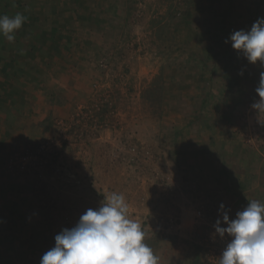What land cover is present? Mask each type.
Returning a JSON list of instances; mask_svg holds the SVG:
<instances>
[{"label": "rangeland", "instance_id": "rangeland-1", "mask_svg": "<svg viewBox=\"0 0 264 264\" xmlns=\"http://www.w3.org/2000/svg\"><path fill=\"white\" fill-rule=\"evenodd\" d=\"M1 9L38 12L32 33L60 26L61 38L33 46L45 60L22 82L19 137L0 175V209L16 212L2 226L0 264H40L55 235L112 192L148 244L160 235L159 264H219L230 238L213 225L251 201L264 170V113L251 107L264 66L225 40L264 18V0H2Z\"/></svg>", "mask_w": 264, "mask_h": 264}, {"label": "clouds", "instance_id": "clouds-1", "mask_svg": "<svg viewBox=\"0 0 264 264\" xmlns=\"http://www.w3.org/2000/svg\"><path fill=\"white\" fill-rule=\"evenodd\" d=\"M27 19L20 12L13 17L0 15V36L14 42L15 32ZM229 41L248 62L264 66V18L249 30L234 31L225 43ZM255 91L259 100L251 107L264 113V72ZM222 222L227 226L222 227ZM213 227L220 238H230L219 264H264V202L248 201L233 219L223 212L222 221L218 219ZM145 240L141 223L129 217L125 196L112 192L98 207L85 210L73 227L56 234L54 246L42 255L40 264H159L160 257Z\"/></svg>", "mask_w": 264, "mask_h": 264}, {"label": "crops", "instance_id": "crops-1", "mask_svg": "<svg viewBox=\"0 0 264 264\" xmlns=\"http://www.w3.org/2000/svg\"><path fill=\"white\" fill-rule=\"evenodd\" d=\"M1 1L2 0H0V15H4L2 14ZM13 5L17 8L18 0H13ZM17 12L19 11L15 10L13 14H10L15 15ZM21 13L27 16L28 19L19 29L21 32L19 33V30L15 32V41L10 43L3 36H0V175L6 173L5 166L7 165V158L10 156L11 150L16 147L15 144H17L19 137V112L17 105L18 97L19 95H23L25 89V84L22 83L24 81L23 79L27 78V80H33L38 77L32 75L33 71H31V68H33V64L45 60L38 57L33 46L36 44L37 46L41 45L45 47V43H48L47 45L52 48L59 44L58 39L61 38L59 35L60 26L59 29L56 27L47 31L42 28L38 35L35 33V36L32 30L35 26L34 20L37 19L36 16L39 13H35L32 10H24ZM23 31H25V33H23ZM22 37H24L25 40L22 41ZM45 38H47V42H45ZM50 41L52 42L50 43ZM54 41L56 44L53 45ZM19 44L21 47L25 48L23 53L18 49ZM235 54H237V51H235ZM18 78L20 79V87ZM251 186V200L264 202L263 168L258 169L257 172L253 174ZM2 189L3 188H0L1 191ZM8 198L9 201H12L10 196ZM244 199L245 198H243L242 201L237 200V202L248 203L247 200ZM1 207L0 205V208ZM14 213L16 212H13V214ZM13 214L9 211L8 216V214L4 213V209H0V237L3 235V231L6 228L3 229L2 227L4 222L9 221L11 224L14 220V218H12ZM9 229H11L9 234H12V231L14 232L15 230L12 226H10Z\"/></svg>", "mask_w": 264, "mask_h": 264}, {"label": "trees", "instance_id": "trees-1", "mask_svg": "<svg viewBox=\"0 0 264 264\" xmlns=\"http://www.w3.org/2000/svg\"><path fill=\"white\" fill-rule=\"evenodd\" d=\"M158 91H160V92L163 93L162 88L158 89ZM162 93H161V95L159 96V98L162 97ZM159 98H158V99H159ZM159 236H160V235H159L158 233H156L155 238L152 239V242H153V243L151 242V243L148 244V241H147V240H145V242H146L148 245H150V246L152 247L153 244H154L155 242H157V241L161 238V237H159Z\"/></svg>", "mask_w": 264, "mask_h": 264}]
</instances>
